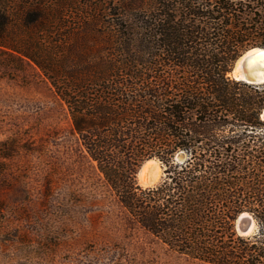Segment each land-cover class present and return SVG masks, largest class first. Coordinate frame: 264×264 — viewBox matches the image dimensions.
I'll return each mask as SVG.
<instances>
[{
    "label": "trees",
    "instance_id": "1",
    "mask_svg": "<svg viewBox=\"0 0 264 264\" xmlns=\"http://www.w3.org/2000/svg\"><path fill=\"white\" fill-rule=\"evenodd\" d=\"M252 46L264 0H0V52L49 81L131 220L210 264H264V83L229 75Z\"/></svg>",
    "mask_w": 264,
    "mask_h": 264
},
{
    "label": "rangeland",
    "instance_id": "2",
    "mask_svg": "<svg viewBox=\"0 0 264 264\" xmlns=\"http://www.w3.org/2000/svg\"><path fill=\"white\" fill-rule=\"evenodd\" d=\"M2 141L0 151L9 150L0 156V264H210L131 220L49 81L0 52ZM157 161L155 183L165 176Z\"/></svg>",
    "mask_w": 264,
    "mask_h": 264
},
{
    "label": "water",
    "instance_id": "3",
    "mask_svg": "<svg viewBox=\"0 0 264 264\" xmlns=\"http://www.w3.org/2000/svg\"><path fill=\"white\" fill-rule=\"evenodd\" d=\"M255 48L264 53V46H252L241 52V54L235 59L232 69L229 72V75L231 77L253 84L264 83V58L260 59L259 64L257 65L252 64V62L250 61L253 57V53L250 52V50ZM151 158L159 160L156 157ZM176 158L178 159V155L176 156ZM235 228L236 231L240 234H248L254 230L255 224L248 212L243 211L237 216L235 220Z\"/></svg>",
    "mask_w": 264,
    "mask_h": 264
},
{
    "label": "bare ground",
    "instance_id": "4",
    "mask_svg": "<svg viewBox=\"0 0 264 264\" xmlns=\"http://www.w3.org/2000/svg\"><path fill=\"white\" fill-rule=\"evenodd\" d=\"M250 52L253 53V57L251 58L252 64H259V60L264 58L259 56L260 52L258 49H252ZM262 62V61H261ZM158 161L150 158L144 162L141 167L138 170L137 173V180L140 185L146 186V185H152L155 183L156 178L158 176V164L156 165Z\"/></svg>",
    "mask_w": 264,
    "mask_h": 264
},
{
    "label": "snow or ice",
    "instance_id": "5",
    "mask_svg": "<svg viewBox=\"0 0 264 264\" xmlns=\"http://www.w3.org/2000/svg\"><path fill=\"white\" fill-rule=\"evenodd\" d=\"M259 55H260L261 57H264V53H260Z\"/></svg>",
    "mask_w": 264,
    "mask_h": 264
}]
</instances>
